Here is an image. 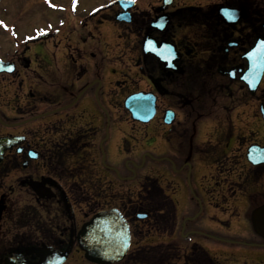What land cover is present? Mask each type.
<instances>
[{
	"label": "flooded vegetation",
	"instance_id": "af4514ba",
	"mask_svg": "<svg viewBox=\"0 0 264 264\" xmlns=\"http://www.w3.org/2000/svg\"><path fill=\"white\" fill-rule=\"evenodd\" d=\"M179 2L112 0L71 26L75 49H0V264H99L79 231L111 208L128 253L153 229L174 245L157 264H264V65L247 58L264 0Z\"/></svg>",
	"mask_w": 264,
	"mask_h": 264
},
{
	"label": "rangeland",
	"instance_id": "374dc122",
	"mask_svg": "<svg viewBox=\"0 0 264 264\" xmlns=\"http://www.w3.org/2000/svg\"><path fill=\"white\" fill-rule=\"evenodd\" d=\"M72 1L0 0V49H20L25 46L28 49H75L78 45L76 33H81V28L76 27V31L70 33L71 26L75 23H83L88 15L112 0H74L73 3ZM138 1L144 9L150 8L151 3L147 2L151 0ZM187 1L189 3L205 2V0ZM147 170H150L148 165L144 167V172ZM5 183L9 182L5 181ZM153 198L154 200L150 203L158 207L157 199ZM184 214L185 212H181L180 216ZM168 220L163 221L167 231L170 230ZM152 237L153 239L148 242L142 241L139 244L155 245L164 238L154 231H152Z\"/></svg>",
	"mask_w": 264,
	"mask_h": 264
},
{
	"label": "water",
	"instance_id": "95a60500",
	"mask_svg": "<svg viewBox=\"0 0 264 264\" xmlns=\"http://www.w3.org/2000/svg\"><path fill=\"white\" fill-rule=\"evenodd\" d=\"M126 0H121V3ZM172 0H164L167 5ZM223 15L228 11L220 10ZM153 43L148 37L144 39V48L150 49ZM264 53L257 54L250 51L247 58L250 64L257 62L256 56H259L257 67L262 69L264 65ZM125 107L129 109L134 119L146 121L152 112V99L141 96L140 94L130 95L125 99ZM129 227L123 215L117 209L102 210L95 213L87 222H85L79 232V245L84 251L85 257L89 261L100 264H111L120 261L125 255L129 246Z\"/></svg>",
	"mask_w": 264,
	"mask_h": 264
},
{
	"label": "trees",
	"instance_id": "16d2710c",
	"mask_svg": "<svg viewBox=\"0 0 264 264\" xmlns=\"http://www.w3.org/2000/svg\"><path fill=\"white\" fill-rule=\"evenodd\" d=\"M147 200L152 201L154 200V198H147ZM147 207L150 208L153 224H159L160 220L156 213V205H153L149 202L147 204ZM201 252L202 251H199V253ZM174 254H176V249L174 248V245L171 244L165 246H137L134 251H131L127 255L125 261H127L128 264H157L158 261H160L161 257L162 259H170L173 257Z\"/></svg>",
	"mask_w": 264,
	"mask_h": 264
},
{
	"label": "snow or ice",
	"instance_id": "6c2138e0",
	"mask_svg": "<svg viewBox=\"0 0 264 264\" xmlns=\"http://www.w3.org/2000/svg\"><path fill=\"white\" fill-rule=\"evenodd\" d=\"M225 11H228L227 9H225Z\"/></svg>",
	"mask_w": 264,
	"mask_h": 264
}]
</instances>
